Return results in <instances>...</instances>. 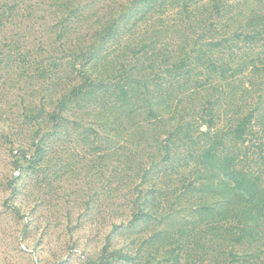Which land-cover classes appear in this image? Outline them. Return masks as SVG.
Segmentation results:
<instances>
[{
  "label": "trees",
  "instance_id": "obj_1",
  "mask_svg": "<svg viewBox=\"0 0 264 264\" xmlns=\"http://www.w3.org/2000/svg\"><path fill=\"white\" fill-rule=\"evenodd\" d=\"M85 1L0 0L1 77L24 103L34 80L45 93L17 116L37 140L14 169L74 132L89 178L105 169L91 201L128 190L140 245L115 224L86 264H264V0H122L84 22Z\"/></svg>",
  "mask_w": 264,
  "mask_h": 264
},
{
  "label": "rangeland",
  "instance_id": "obj_2",
  "mask_svg": "<svg viewBox=\"0 0 264 264\" xmlns=\"http://www.w3.org/2000/svg\"><path fill=\"white\" fill-rule=\"evenodd\" d=\"M40 1L52 4V0ZM95 1L90 13L84 16V22L94 21L101 12H108L106 7L109 4L116 5L122 0ZM22 15V11L16 14L15 24ZM48 17L53 21V15ZM10 32L11 27L6 34ZM83 32H75L71 37ZM42 34L46 37V31ZM2 40L3 35L0 34ZM26 40L24 46L34 45L37 30H30ZM5 79L0 74V264H86L90 257L95 259L100 255L108 234L114 232L115 224L125 225L123 230L119 228L113 234L119 243L117 246H128L132 242L131 248L138 247L142 235H132L135 241L125 237L129 234L126 226L132 219L133 209L124 199L128 192L124 185H115L107 197L91 201L103 177L106 179L105 169L101 166L93 168L96 176L89 178L93 159L88 154L94 147L93 144L78 145L76 133L56 140L58 142L53 141V137L46 139V155L40 162L32 167L26 163L22 172L14 169L12 149L17 151L23 147L33 152V142L37 140L34 128L24 126L17 116L29 103L39 104L45 93L34 80L24 103L19 96L26 93L20 91L25 83L18 85V91H11ZM97 170H101L103 175ZM15 176L19 178L16 182L12 181ZM89 202L91 207L87 208ZM162 202L165 209L169 201ZM15 206L19 208V214L13 209ZM151 229V225H143L135 228V232L145 230L143 236H149L153 233Z\"/></svg>",
  "mask_w": 264,
  "mask_h": 264
}]
</instances>
